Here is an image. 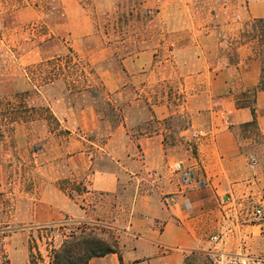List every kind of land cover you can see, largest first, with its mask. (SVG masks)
Here are the masks:
<instances>
[{
  "label": "crops",
  "instance_id": "obj_1",
  "mask_svg": "<svg viewBox=\"0 0 264 264\" xmlns=\"http://www.w3.org/2000/svg\"><path fill=\"white\" fill-rule=\"evenodd\" d=\"M247 4L250 18H264V0ZM126 62L142 67L141 57L123 61L129 70ZM261 74L257 54L240 46L235 62L189 72L183 100L129 102L105 133L94 105L63 118L49 106L59 130L37 160L22 123L9 137L0 124V243L54 225L105 222L119 234L117 252L88 264H202L214 248L264 254V222L253 221L264 198V150L250 152L241 139L254 108L264 146V91L253 93ZM186 169L204 186L185 187ZM172 195L177 203L168 206Z\"/></svg>",
  "mask_w": 264,
  "mask_h": 264
},
{
  "label": "rangeland",
  "instance_id": "obj_2",
  "mask_svg": "<svg viewBox=\"0 0 264 264\" xmlns=\"http://www.w3.org/2000/svg\"><path fill=\"white\" fill-rule=\"evenodd\" d=\"M126 2L121 39L118 31L104 34L97 19L114 16L119 0H0V124L9 137L14 120L24 121L32 160L45 152L49 132L59 130L57 118L54 122L46 111L49 106L63 118L94 105L100 133L109 132L125 104L183 100L189 72L235 62L240 46L257 55L264 47L251 27L256 19L248 14L247 0ZM132 9L137 11L134 18ZM137 57L142 67L126 62L127 70L123 61ZM140 68L145 71L138 73ZM96 88L102 89L106 102L92 97ZM133 113L140 117L138 111ZM247 138L256 143L248 144ZM241 139L250 152L264 150L254 125L243 129ZM10 141L7 150L13 146ZM262 200L259 207L264 211ZM81 231L117 247L119 234L105 222L54 225L29 237L19 235L6 242L7 247L0 243V264H52L54 251L70 233ZM200 262L210 264L207 255Z\"/></svg>",
  "mask_w": 264,
  "mask_h": 264
},
{
  "label": "trees",
  "instance_id": "obj_3",
  "mask_svg": "<svg viewBox=\"0 0 264 264\" xmlns=\"http://www.w3.org/2000/svg\"><path fill=\"white\" fill-rule=\"evenodd\" d=\"M125 7H127L126 0H119L118 10L114 16L109 17L108 15H102L97 17V19L99 20V26L104 31V34L109 35L110 31L113 30L120 33L121 39L124 37L122 34L124 18L126 16ZM130 12L131 16L134 18V13L137 11L132 9ZM137 18H139L138 15ZM251 27L255 32L258 33L256 37L264 46V18L254 20L251 24ZM257 56L262 63V74L259 84L253 89V93L264 91V47H262V49L258 52ZM91 93L94 99L96 98L97 100H99V102H106L101 88H96L91 91ZM21 95L22 94H20L19 96ZM106 104L110 106L109 102ZM243 106L247 105L243 104ZM22 108L27 107L24 106ZM46 111L50 114L49 118H51L55 122L56 119L50 113L48 108H46ZM252 113L254 116V120L249 125L256 123V113L254 108H252ZM14 121L18 123L24 122L21 119H15ZM116 252L117 247L115 243L110 244L104 239L93 235L92 232L86 233L85 231H81L80 233H70L68 238L62 242L60 248L54 251L52 264H88L89 261L93 258L102 257L106 254Z\"/></svg>",
  "mask_w": 264,
  "mask_h": 264
},
{
  "label": "built area",
  "instance_id": "obj_4",
  "mask_svg": "<svg viewBox=\"0 0 264 264\" xmlns=\"http://www.w3.org/2000/svg\"><path fill=\"white\" fill-rule=\"evenodd\" d=\"M251 162L253 165L256 164L254 158L251 159ZM179 164L181 163L179 162ZM177 170L180 171L178 166ZM152 176L155 180L159 178L157 173H153ZM182 182L185 187L192 189L204 186V184L197 179L195 172L191 169L182 171ZM164 202L168 206L175 205L177 203V197L175 195L166 196ZM253 221L257 223H262L264 221V211L262 207L257 208L253 213ZM218 240L217 237H213L214 242L217 243ZM207 256L210 264H264V254H232L221 252L214 248L208 252Z\"/></svg>",
  "mask_w": 264,
  "mask_h": 264
}]
</instances>
